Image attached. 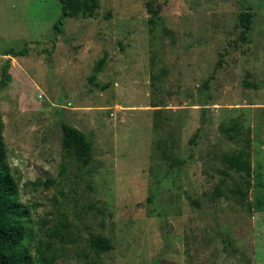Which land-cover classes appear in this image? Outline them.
<instances>
[{"label":"rangeland","instance_id":"374dc122","mask_svg":"<svg viewBox=\"0 0 264 264\" xmlns=\"http://www.w3.org/2000/svg\"><path fill=\"white\" fill-rule=\"evenodd\" d=\"M98 1L57 35L60 0H0L26 244L52 264H264V0ZM62 123L93 141L88 167ZM242 151L249 174L226 161Z\"/></svg>","mask_w":264,"mask_h":264},{"label":"trees","instance_id":"16d2710c","mask_svg":"<svg viewBox=\"0 0 264 264\" xmlns=\"http://www.w3.org/2000/svg\"><path fill=\"white\" fill-rule=\"evenodd\" d=\"M60 2L63 15L54 25L57 35L64 32L67 18L82 17L93 19L99 7L98 0H60ZM148 5L152 14L151 21L154 23L159 12L153 8L152 2H149ZM251 19V15L246 16L243 32L245 34L251 30ZM27 53L28 46L26 45L24 50L16 51L15 49H10L4 55L19 57ZM10 67L11 59L5 60L2 65L0 89L8 87L12 82ZM61 127L64 133V148L72 151L83 167H88L94 154L93 141L74 126L62 123ZM4 129L5 124L0 111V264H52L53 259L50 258L49 254L52 249L51 243L39 240L33 249L26 244L28 210L20 202L19 184L8 163ZM226 161L231 169L245 170L248 174L250 173L251 166L247 162L245 152L242 151L239 154L227 157ZM184 164L185 160L173 159H170L168 163L170 169L176 166L182 167ZM188 199L198 205L197 200L190 196ZM91 241L97 250L110 251L112 249V244L105 237L91 236Z\"/></svg>","mask_w":264,"mask_h":264}]
</instances>
